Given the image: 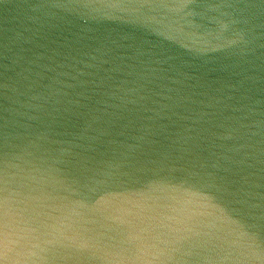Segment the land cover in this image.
I'll return each mask as SVG.
<instances>
[{
  "label": "water",
  "instance_id": "obj_1",
  "mask_svg": "<svg viewBox=\"0 0 264 264\" xmlns=\"http://www.w3.org/2000/svg\"><path fill=\"white\" fill-rule=\"evenodd\" d=\"M0 264H264V0H0Z\"/></svg>",
  "mask_w": 264,
  "mask_h": 264
}]
</instances>
